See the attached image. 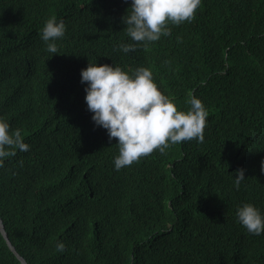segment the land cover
Here are the masks:
<instances>
[{
	"label": "trees",
	"instance_id": "trees-1",
	"mask_svg": "<svg viewBox=\"0 0 264 264\" xmlns=\"http://www.w3.org/2000/svg\"><path fill=\"white\" fill-rule=\"evenodd\" d=\"M131 2L0 0V116L30 145L0 168L11 243L27 264H264V233L236 215L264 214V0H201L192 22L126 54ZM51 16L66 25L57 54L41 39ZM89 62L150 68L178 110L201 99L204 141L117 171L118 141L85 101ZM0 264H22L1 232Z\"/></svg>",
	"mask_w": 264,
	"mask_h": 264
},
{
	"label": "clouds",
	"instance_id": "clouds-1",
	"mask_svg": "<svg viewBox=\"0 0 264 264\" xmlns=\"http://www.w3.org/2000/svg\"><path fill=\"white\" fill-rule=\"evenodd\" d=\"M201 0H132L130 11L122 18L125 30L132 43H121L117 50L129 53L142 45L145 50L161 37L171 36L169 24L180 26L192 22ZM66 32L63 20L56 16L47 19L41 39L49 53L57 54V40ZM178 43L182 42L178 38ZM167 63V61L165 62ZM81 83H87L85 101L93 113L95 125L107 130L109 140L118 142L119 154L114 158L117 171L138 163L159 151L186 141H204L209 112L195 95L189 98L188 110H178L174 96L163 94L154 82L153 72L148 67L124 71L120 66L88 64L81 70ZM17 150L26 152L30 145L24 142L22 131L12 129L5 116H0V168ZM22 165V161H21ZM244 169L235 173L234 186L239 190L245 179ZM261 171L264 172V162ZM239 223L253 235L264 233V214L252 203L238 207ZM66 245L57 242L56 251L64 252Z\"/></svg>",
	"mask_w": 264,
	"mask_h": 264
},
{
	"label": "water",
	"instance_id": "water-1",
	"mask_svg": "<svg viewBox=\"0 0 264 264\" xmlns=\"http://www.w3.org/2000/svg\"><path fill=\"white\" fill-rule=\"evenodd\" d=\"M0 232H1L2 236L4 237V239L6 240V243H7L8 247L15 254V256L18 258V260H20V262L22 264H27V262L24 260V258L19 255V253L16 251V248L11 243L1 217H0Z\"/></svg>",
	"mask_w": 264,
	"mask_h": 264
}]
</instances>
